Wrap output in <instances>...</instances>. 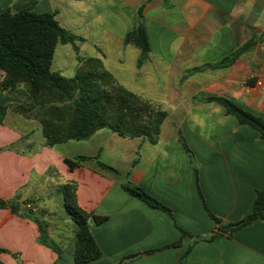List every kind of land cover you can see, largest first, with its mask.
I'll list each match as a JSON object with an SVG mask.
<instances>
[{
	"label": "crops",
	"instance_id": "crops-1",
	"mask_svg": "<svg viewBox=\"0 0 264 264\" xmlns=\"http://www.w3.org/2000/svg\"><path fill=\"white\" fill-rule=\"evenodd\" d=\"M141 6L151 52L139 69L140 50L125 38ZM29 7L55 13L63 29L84 39L76 43L80 56L102 59L120 84L163 108L167 118L156 144L103 129L89 140L49 148L38 121L9 109L0 122V199L31 201L62 255L38 243L35 222L0 209V248L7 251L0 261L76 264V224L62 193L75 182L81 208L105 218L90 222L103 256L88 264H118L133 255L126 264H264L261 220L231 236L197 239L217 230L209 212L225 224L239 222L264 191V140L223 106L205 101L227 98L264 120V42L228 68L183 79L189 70L217 63L263 35L264 0H0V13ZM62 46L52 69L72 78L77 53L72 44ZM29 103L23 90L0 89V106ZM181 136L194 153L198 176ZM11 145L16 149H8ZM78 156L97 158L120 177L95 160L71 171L64 160ZM123 182L146 190L172 209L174 219L129 195ZM27 209L22 205L19 212ZM181 230L192 237L182 238Z\"/></svg>",
	"mask_w": 264,
	"mask_h": 264
},
{
	"label": "trees",
	"instance_id": "trees-1",
	"mask_svg": "<svg viewBox=\"0 0 264 264\" xmlns=\"http://www.w3.org/2000/svg\"><path fill=\"white\" fill-rule=\"evenodd\" d=\"M134 18V29L127 34L125 43L140 50L138 59L140 69L150 61L151 52L145 26L144 6L136 10ZM83 41V38L63 29L56 20L55 13H38L33 7L18 12L8 10L0 13V89L4 93L23 90L30 100L27 106L22 104L0 106V122L9 109L27 119L38 121L42 125L45 146L49 148L69 141L89 140L103 129H109L124 138L145 137L153 144L158 143L162 125L167 118L166 111L120 84L106 68L102 59L80 56L76 43ZM262 42L264 34L252 38L217 63L189 70L183 79L206 70L228 68ZM60 44H72L77 53L78 66L72 78L64 77L52 69L55 53ZM205 101L223 106L229 115L237 118L239 125L251 126L264 140V120L261 117L246 111L227 98L210 97ZM181 141L191 155V162L198 176L194 153L182 136ZM8 149H16V145H11ZM88 160H95L99 167L120 177L116 169L99 162L97 158L78 156L75 159L65 158L64 162L73 171ZM122 188L149 207L160 210L174 219L172 209L143 188L129 182H123ZM62 193L66 211L76 224L75 263L88 264L99 260L103 256V251L91 231L90 222L93 220L96 224H101L105 218L81 208L75 182L65 184ZM22 205L28 208L32 202L20 203L19 196L9 201L0 199V209H10L14 214L35 222L39 229L38 243L53 249L61 256L62 249L50 238L49 225L41 218L42 213L37 215L31 208L21 213L19 211ZM209 215L215 221L217 230L209 237L197 238L198 240L211 241L221 235L231 236L256 220L264 222V191L257 192L252 213L239 222L225 224L211 212ZM181 234L182 238L192 237L182 230ZM177 245H180V242L174 244ZM2 253L7 251L0 248V254ZM135 257L137 255L129 256L118 264H126ZM0 264L3 263L0 261Z\"/></svg>",
	"mask_w": 264,
	"mask_h": 264
},
{
	"label": "rangeland",
	"instance_id": "rangeland-1",
	"mask_svg": "<svg viewBox=\"0 0 264 264\" xmlns=\"http://www.w3.org/2000/svg\"><path fill=\"white\" fill-rule=\"evenodd\" d=\"M68 48H70V47H68ZM62 50H64V49H63V46H62V45H59V47H58V52H57V55H56V56H59V55L61 54V51H62ZM66 50H68L69 53H70V49H66Z\"/></svg>",
	"mask_w": 264,
	"mask_h": 264
},
{
	"label": "built area",
	"instance_id": "built-area-1",
	"mask_svg": "<svg viewBox=\"0 0 264 264\" xmlns=\"http://www.w3.org/2000/svg\"><path fill=\"white\" fill-rule=\"evenodd\" d=\"M27 207H28V208H32V206H31V205H28Z\"/></svg>",
	"mask_w": 264,
	"mask_h": 264
}]
</instances>
